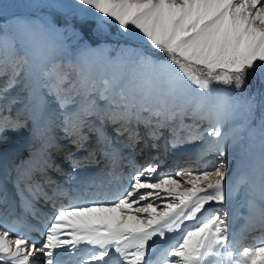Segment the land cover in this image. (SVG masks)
<instances>
[{"label": "snow or ice", "instance_id": "6c2138e0", "mask_svg": "<svg viewBox=\"0 0 264 264\" xmlns=\"http://www.w3.org/2000/svg\"><path fill=\"white\" fill-rule=\"evenodd\" d=\"M53 7L97 32L114 25L125 43L107 56L55 16L0 26V142L41 129L38 150L0 164V264H264V101L241 92L249 74L264 80V0ZM244 133L260 150L233 189L227 161ZM161 140L201 141L189 157L197 166L163 171ZM98 157L105 170L82 175ZM242 186L248 215L235 232L227 203Z\"/></svg>", "mask_w": 264, "mask_h": 264}, {"label": "rangeland", "instance_id": "374dc122", "mask_svg": "<svg viewBox=\"0 0 264 264\" xmlns=\"http://www.w3.org/2000/svg\"><path fill=\"white\" fill-rule=\"evenodd\" d=\"M66 2H67V0H25V1L24 0H19V1L18 0H0V26H6L10 21H12L11 13L13 10H16L17 12L20 11L19 13L23 14V16H25V17H32L33 16L37 20L42 18V17L52 18L55 16V17L59 18L58 25L60 27L75 28L78 31H82L83 37H84L83 43L89 45L92 48H99L101 46H106L109 49V52L111 53V55L116 56L117 50L125 42H124L122 35L118 32V30L115 28V26L111 25V26L107 27L104 31L97 32L95 30V24L91 21L88 22L87 24H82L79 17L67 15V17L65 18V15H63L64 13H63L62 9L60 7H53V5H62ZM47 4L52 6L54 9L58 10L61 14L56 13V12L53 13V12L49 11L48 9H41L38 13H36V14L34 13V11L39 7V5H47ZM18 39H19V37H18ZM69 46H70V48L73 49L72 55L74 58L76 55L75 45L70 43ZM132 46H135V45H132ZM160 58L164 59L162 54H160ZM241 92L246 94L249 97H255L257 103L259 104L260 101H264V80H261L258 76H254V75L249 74ZM240 94L241 93H239V92L237 93V95H240ZM9 95H17V90L14 89ZM20 98L23 99V94H20ZM21 106L22 105L19 103L14 106L13 115H15V109L20 108ZM5 114H7V113H5ZM260 115H261V108L258 107L256 110V119L253 120V122H252L253 127H255V125L258 123ZM204 126L206 127V125H204ZM28 129L29 128L24 129V130H20V131H10L7 134L9 135V138L14 139V138L18 137L19 132L25 133L28 131ZM110 129L111 128H108V130H110ZM57 130H59V129H57ZM111 132H112V129H111ZM57 134H59L58 131H57ZM166 136H167V133L165 132V137ZM241 143L243 145V148L246 147V145L248 144V137L245 136V139L242 140ZM162 145H164V141H163ZM27 148L28 147H25V149H27ZM163 148L165 150L164 155H163V158L165 157L164 160L170 161L171 156L173 154L172 151L174 149L169 147L168 150L166 151V148L164 146H163ZM259 149H260V146H259ZM237 160H238L237 156L235 158L233 157V159H229L227 161V165H228L227 168L235 165ZM194 165L195 164H193V162L191 160V162H189V164H187L185 167H188V166L196 167L197 166V165H195V166ZM200 166L202 167L203 165H200ZM185 167H183V168H185ZM171 168L169 170L175 169L174 167H171ZM242 168H243V166H242ZM166 171H168V169ZM242 173H244L243 169H242ZM236 181H237V179H236ZM236 181L233 182V185H232L233 189H235ZM245 187L246 186H242L238 191H234V193L231 197V204H232L233 209L230 210L229 216L233 222H235V218L237 217V213H238L237 209L235 208L238 206L237 204L242 205L244 203H247V198L245 195ZM236 202H238V203H236ZM231 226H232V224H231ZM230 230L234 231V228L231 227Z\"/></svg>", "mask_w": 264, "mask_h": 264}, {"label": "bare ground", "instance_id": "6f19581e", "mask_svg": "<svg viewBox=\"0 0 264 264\" xmlns=\"http://www.w3.org/2000/svg\"><path fill=\"white\" fill-rule=\"evenodd\" d=\"M19 12H17L16 10L12 11V13H11L12 20H14L16 18H21V19L26 18V19H31V20H37L33 16L32 17H25V16H23V14H21ZM99 48L105 49L106 50L105 54L107 56L114 57L111 55V53L109 52V49L106 46H101ZM35 130L30 126L27 132H25V133L19 132L18 137L14 138V139L9 138V135L7 134V139L4 142H0V164L7 165L10 167L13 162L17 163L18 160L25 159L26 158V152L29 151V145L31 144V142H28V144H26L25 142L29 137H34L37 134L35 132ZM57 131L59 134H57ZM144 131H145V129L143 127H141V129H140L141 135L144 134ZM108 132L111 133V129L108 130ZM56 135H58L60 137V140L61 139L64 140L65 143L62 142V140L60 141L61 143L67 144V141L63 138V133H60L59 130H56ZM243 135L248 137L247 133H244ZM258 140L259 139L257 137L254 141H252L250 143V141L248 139V144L244 148H243V145L241 143L242 141H241L240 144H238L237 146H235L234 148H232L230 150V155H229L228 160L233 159V157L235 158L236 156L238 157V160L236 161L235 165H233L232 167H228L226 169V176H227L228 181L231 183V185H233V182H235L236 179H238L239 175L242 173V169L244 172L248 171L249 165L251 163H253L258 158L259 150H260ZM159 143L161 145L160 155H161L162 160H164L165 157L163 158V155H164L165 150L163 148L164 145H162L163 140H161ZM141 145L142 144L138 145L137 147L142 148ZM201 145H202L201 141H196V142L184 144L181 147L175 148L172 151L173 154L171 156L170 161L164 160L166 167H165V169H163V171H166L167 169L169 170L171 167H174L175 169L185 167L187 164H189V162H191V159L190 158L188 159L186 157L193 155L201 147ZM116 146H119V145H116ZM25 147H28V148L25 149ZM167 150H168V148L166 149V151ZM124 151H126V149H124ZM139 156L140 155H138L137 157H139ZM213 159H214V157H212V156H209L207 158V160H213ZM98 166H99V164L98 165H89L87 167V168L91 169V170H89L90 171L89 175H92L94 173L101 171V169L98 168ZM242 166H243V168H242ZM95 169H97V170H95ZM2 177H3V170L0 169V178H2ZM7 187H8V191L10 193V190L13 187L10 185H7ZM245 195H246V193H245ZM231 197L227 203V211L228 212H230V210L233 209L232 204H231ZM246 198L248 199L247 196H246ZM256 199L258 201V193L256 195ZM236 203H238V202H236ZM237 205L238 206L235 207L237 209V212H238L237 217L235 218V222L232 221V226H231L234 228L235 232H239L244 227V224H245L244 218L248 215L247 203H244L242 205H239V204H237ZM213 207H217V205H213ZM248 243L250 244V242H248ZM36 260H37V264H41V258L37 257Z\"/></svg>", "mask_w": 264, "mask_h": 264}, {"label": "water", "instance_id": "95a60500", "mask_svg": "<svg viewBox=\"0 0 264 264\" xmlns=\"http://www.w3.org/2000/svg\"><path fill=\"white\" fill-rule=\"evenodd\" d=\"M41 9H48L49 11L53 12V13H59L61 14L58 10L54 9L52 6H50L49 4L47 5H39V7L34 11V13H38ZM64 15V14H63Z\"/></svg>", "mask_w": 264, "mask_h": 264}]
</instances>
